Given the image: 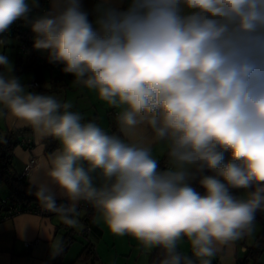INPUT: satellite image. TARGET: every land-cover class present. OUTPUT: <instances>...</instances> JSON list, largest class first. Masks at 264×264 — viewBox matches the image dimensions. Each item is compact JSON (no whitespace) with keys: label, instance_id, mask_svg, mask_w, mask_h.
<instances>
[{"label":"clouds","instance_id":"9594fccd","mask_svg":"<svg viewBox=\"0 0 264 264\" xmlns=\"http://www.w3.org/2000/svg\"><path fill=\"white\" fill-rule=\"evenodd\" d=\"M17 21L118 132L16 74ZM0 119L59 141L29 183L68 226L83 201L153 264H213L264 212V0H0Z\"/></svg>","mask_w":264,"mask_h":264},{"label":"crops","instance_id":"0c3cea01","mask_svg":"<svg viewBox=\"0 0 264 264\" xmlns=\"http://www.w3.org/2000/svg\"><path fill=\"white\" fill-rule=\"evenodd\" d=\"M83 2L85 8L90 9L95 0H83ZM37 52L39 61H42L43 64L39 92L57 95L62 100L71 102L73 110L79 111L85 121H94L109 133L118 132V128L113 129L112 126V121L115 122L117 109L100 101L95 93L76 86L73 83L74 78L58 70L56 65L50 64L48 66L49 64H44L47 61V54L39 50ZM30 73L33 75L31 79L33 80L34 73L32 71ZM16 129H28L32 146L26 149L16 145L11 152V166L16 174L22 176L25 166L33 159V164L30 166L27 174L23 176L25 181L29 183L32 169L38 163L45 160L47 154L52 153L55 149L47 152L43 144L45 138L37 136L30 127H19L12 122H6L2 119H0V141L5 138L7 131ZM58 145L57 148L60 147L59 141ZM155 154L163 167L164 156L161 150L157 148ZM3 185L4 187L0 188V197L8 195V190L5 184ZM259 213L264 214V212ZM95 217L96 212H93L90 216L87 215V211L81 210L78 212L76 216L77 224L75 226L80 228L85 222L89 227V231L85 235L73 239L66 249L59 252L60 255L56 253L55 242L57 240L60 241L62 247L69 234V230L62 226L59 217H44L35 213L21 212L10 219L4 220L0 222V264H53L57 259L63 264H115L107 254L101 249L99 250L98 245L103 231L99 223L100 221L98 222ZM27 243H31V245L27 246ZM85 244L91 245L93 252L91 259L85 260L84 256L81 255ZM153 250L154 248L150 249L148 259ZM237 252L238 242L231 249L218 253L213 258V263L236 264L238 259Z\"/></svg>","mask_w":264,"mask_h":264},{"label":"trees","instance_id":"16d2710c","mask_svg":"<svg viewBox=\"0 0 264 264\" xmlns=\"http://www.w3.org/2000/svg\"><path fill=\"white\" fill-rule=\"evenodd\" d=\"M9 33V39H15L19 42L21 41V35H24L26 37L24 43L25 47L29 50V53L17 57L15 61V71L17 75L24 70L32 71L34 73L33 80L39 84V87L36 89L38 90L40 88L41 69L43 67V64L42 61H39L37 50L33 48L32 32L30 31L29 27H27L22 21H17L11 26ZM23 58L25 59V62H22ZM44 64L48 65L49 63L46 61ZM48 66H50V64ZM112 126L113 129H117L116 122L112 121ZM25 135H27L30 139L28 129L9 130L5 138L0 141V181L4 182L8 190V195L2 196L0 197V199L8 198L10 202L20 203L21 207L23 208L33 206L34 203L40 202L34 195L35 189L32 188L31 185L26 182L22 176L16 174L11 166V152L16 145H19L26 149L32 146L31 139L28 144L21 145V138ZM43 144L47 152H51L59 146L58 141L52 137L45 138L43 140ZM7 167L10 168V171L7 170ZM198 190L201 189L198 188ZM93 212H95V210L87 211V215L90 216ZM256 217L260 219L262 223V229L259 232L254 245L251 247L247 255L244 256V263L249 256L256 257L260 253V251L264 249V214L258 212ZM83 225L87 224L84 222ZM68 233L69 234L67 235L66 239L69 237H71L72 239L78 237L71 235V231H68ZM158 252L159 249L154 248L153 252L149 256L148 264H153V261L156 258ZM81 255L84 256L85 260L91 259L93 257L91 245L85 244ZM53 264L63 263L57 259L53 262Z\"/></svg>","mask_w":264,"mask_h":264},{"label":"rangeland","instance_id":"374dc122","mask_svg":"<svg viewBox=\"0 0 264 264\" xmlns=\"http://www.w3.org/2000/svg\"><path fill=\"white\" fill-rule=\"evenodd\" d=\"M10 40L12 42L10 45H8L6 51L15 68V61L17 57H20L23 54L21 48L19 47L20 42L15 39ZM24 60L25 59L23 58L22 62H25ZM18 75L24 76L25 82H29L33 77L29 70H24ZM3 184L4 183L0 181V188L4 187ZM99 223L101 225L103 234L100 238L98 247L99 250L101 249L105 254L108 255V257H110L111 261H114L115 264H147L150 249L143 248L134 238L130 236L126 235L120 237L113 235L102 221ZM74 227L77 228L76 226ZM261 228V221L256 217L252 234L238 241L237 258H243L244 255H247L251 247L254 245ZM181 250L187 254H190V249L186 242L181 244ZM243 264H264V249H262V251H260L256 257L249 256Z\"/></svg>","mask_w":264,"mask_h":264},{"label":"built area","instance_id":"2783aa9c","mask_svg":"<svg viewBox=\"0 0 264 264\" xmlns=\"http://www.w3.org/2000/svg\"><path fill=\"white\" fill-rule=\"evenodd\" d=\"M41 4H42V6L47 7V0H41ZM6 35L8 36V38L10 37L9 32ZM25 39H26V37L24 35H21V41H20L19 47L21 48L23 55H26L29 53V50L25 47V43H24ZM56 66H57V69L60 70L61 66H59V65H56ZM29 83L36 86V89L39 87V84L34 80H31ZM9 134H10V132H9ZM29 142H30V139L27 135H25L24 137L21 138V145L28 144ZM33 162H34V160L31 159L27 163L24 171L22 172V177L27 174V172H28L30 166L33 164ZM163 166H164V163H163ZM7 170L10 171V168L7 167ZM58 202H61V201L58 200ZM81 210L91 211L94 209L89 204L82 201L79 204L78 212H80ZM21 212L35 213L37 215L44 216V217L57 216L60 218V216L58 214L49 211L41 202H37V203H34L33 206L23 208V207H21L20 203L10 202V200L8 198L0 199V222L7 220V219H10L13 216H15ZM60 220H61L62 226L65 229L71 231L72 232L71 235H73V236H83V235H85L86 232L89 231V227L87 225H83L80 228H75V227L68 226L66 223H64V221L61 218H60ZM72 241H73V239L71 237L67 238L62 245V250L66 249L72 243ZM26 245L30 246L31 243H27ZM243 263H244V257L237 259L236 264H243ZM94 264H101V263H94Z\"/></svg>","mask_w":264,"mask_h":264}]
</instances>
